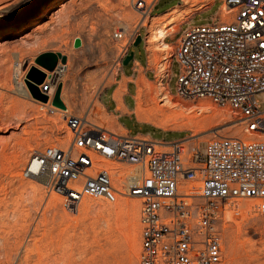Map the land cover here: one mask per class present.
<instances>
[{"label":"rangeland","instance_id":"rangeland-1","mask_svg":"<svg viewBox=\"0 0 264 264\" xmlns=\"http://www.w3.org/2000/svg\"><path fill=\"white\" fill-rule=\"evenodd\" d=\"M179 2L162 0L153 14ZM221 3L217 0L197 12L182 27L183 32L191 26L212 22L219 15ZM193 12L178 9L169 17L153 18L145 33V28L140 27L142 16L129 0H0V264H140L139 198L120 197L115 203L85 198L78 211H69L64 207L65 198L58 194L60 198L55 201L56 193L44 186L43 179L34 180L23 174L36 150L49 145L66 147L72 138L63 113L49 105L44 107L26 84L30 67L37 65L35 59L42 53L60 52L67 57L65 64L60 61L56 67H64L58 71L56 82L63 83V98L69 112L88 115L93 123L123 134L125 131L116 119L98 102L102 103L100 92L104 86L123 65L121 58L129 39L140 28L141 43L134 46L136 38L128 49L135 52V59L144 60L147 34L150 64L157 70L158 80L148 81L151 89L145 114L150 120L145 122L155 128L138 124L130 117L123 118L122 124L131 135H150L167 143L188 134L202 143L217 134L264 141V134L246 132L244 124L228 107L208 99L162 97L165 89L160 80L168 72L175 51L173 45L162 44L163 37L177 31ZM118 30L125 31L124 40L113 38ZM152 31L157 34L152 35ZM78 38L81 44L76 47ZM153 38H157L154 44L149 42ZM165 57L168 59L164 60ZM56 68L48 70L49 74H54ZM179 76L180 66L174 62L168 78L173 94ZM108 97L104 94L103 101L111 108ZM256 98L264 109V93H258ZM128 104L134 107L131 98ZM193 124L199 128L197 132L193 127L178 128ZM127 201L135 203L134 209L126 205ZM256 204L252 200L240 201L220 220L222 264H264V211Z\"/></svg>","mask_w":264,"mask_h":264},{"label":"built area","instance_id":"built-area-1","mask_svg":"<svg viewBox=\"0 0 264 264\" xmlns=\"http://www.w3.org/2000/svg\"><path fill=\"white\" fill-rule=\"evenodd\" d=\"M216 1L181 0L194 13ZM220 1L219 15L212 22L191 26L178 36L160 83L168 82L177 62L180 76L174 96L228 107L246 132L264 134V109L256 98L264 93V0ZM158 2L129 0L146 32ZM139 29L121 61L130 44L139 35L143 38ZM125 37L124 30L113 34L116 41ZM62 69L46 75L39 85L42 92L56 94L63 85L56 82ZM163 88V98L172 95ZM62 110L72 133L69 144L36 150L24 176L43 179L50 192L65 198L69 211H78L85 198L108 203L120 197L139 198L140 264H222L218 224L227 210L252 200L264 211L263 140L217 134L203 143L192 135L167 143L126 130L119 134L93 123L88 115Z\"/></svg>","mask_w":264,"mask_h":264},{"label":"crops","instance_id":"crops-1","mask_svg":"<svg viewBox=\"0 0 264 264\" xmlns=\"http://www.w3.org/2000/svg\"><path fill=\"white\" fill-rule=\"evenodd\" d=\"M162 0H159L158 4L156 5V8L160 5ZM174 9H183V10H189L188 6L184 3L180 2L178 4L174 3L170 6H167L163 11H161L158 14H153L154 18H159L167 14V12H170ZM190 13V12H189ZM196 14V12L191 13L190 16H188L183 22L180 23L179 28L177 31H173L169 34H166L163 37L162 44L165 46L173 45L175 47L176 45V40L178 36L183 32L182 27L186 24L189 23L191 18ZM146 33V31H145ZM146 35V34H145ZM144 35V36H145ZM143 39V38H142ZM144 48L146 52V57L144 60H138L133 58L134 60L128 64V65H122L120 68H118L116 74L113 76L112 81L105 85L102 91L100 92V98L102 100L101 102H98L99 106L106 111V113H110L117 121L118 125L123 129V131H129L128 128H126L122 124L123 118L130 117L133 118L136 123L138 124H145V125H150L154 127L152 124H149L145 121H141L138 119L137 114H136V105H137V80L139 77L143 76L145 80L148 81H157L158 80V74L157 70L151 66L150 64V46L148 45V40L144 39ZM133 49V48H132ZM132 51V50H131ZM134 57H135V52H134ZM124 81L125 82V91L122 94V97L120 100H118L115 96V93L117 89L120 86V83ZM162 85L165 87H168L170 89L169 83L167 81H162ZM131 87H134V91L131 92ZM171 92V90H170ZM172 93V92H171ZM104 94H108V102L111 108H108L107 105L103 101V96ZM172 95H174L172 93ZM132 99L134 102V107H130L128 104V100ZM107 113V114H108ZM155 128V127H154ZM163 132H177V133H184V130H162L159 129ZM190 134L187 135L189 137ZM187 137H182V138H187Z\"/></svg>","mask_w":264,"mask_h":264},{"label":"bare ground","instance_id":"bare-ground-1","mask_svg":"<svg viewBox=\"0 0 264 264\" xmlns=\"http://www.w3.org/2000/svg\"><path fill=\"white\" fill-rule=\"evenodd\" d=\"M192 10V9H191ZM178 11V9H174V10H172V11H170V12H168L167 14H165L164 16H162V17H169V16H171V15H173V14H175L176 12ZM190 12V11H189ZM188 12V13H189ZM158 26V25H157ZM157 26H155V27H157ZM171 29H172V27H171ZM171 29H170V31H171ZM169 33H171V32H169ZM168 33V34H169ZM152 35H156L157 34V32L156 31H152V33H151ZM157 41V38H153L152 40H150L149 42H151L152 44H154L155 42ZM170 55H171V53H170ZM60 64V63H59ZM36 66H38V65H36ZM42 71H44L45 73H46V75L48 76V75H51V74H49V71L48 70H46V69H44L43 67H40V66H38ZM63 67V66H62ZM64 68V67H63ZM57 69V68H56ZM61 71H63V69L61 70ZM137 86H138V90H137V96H136V100H137V107H136V114H137V117H138V119L139 120H141V121H145V120H150V117H148V116H146V114H145V112H146V110L148 109V107H147V99H148V93L150 92V89H151V87H148V82L145 80V78L143 77V76H141V77H139V79L137 80ZM40 88V87H39ZM40 90H41V88H40ZM63 86L62 87H60L59 88V90L56 92V94H53V95H49V94H46V93H44V94H46L48 97H49V99L46 101V102H44V101H42V100H39V99H37L39 102H41L42 104H43V106L44 107H46V106H48L49 105V107L51 106V109H53V110H56V111H62V112H65L64 110H62V109H67L68 110V105H67V103H66V101H64V98H63ZM23 91H25V90H23ZM22 91V92H23ZM124 91H125V82L124 81H122L121 83H120V86H119V88L117 89V91H116V93H115V96H116V98L118 99V100H120L121 99V97H122V94L124 93ZM28 92V91H27ZM42 92V91H41ZM43 93V92H42ZM26 94V93H25ZM170 97V96H169ZM53 101V102H52ZM171 101V100H170ZM171 102H173V101H171ZM175 104V103H174ZM170 105H172L171 107L173 108L174 107V105H173V103H171ZM176 105V104H175ZM42 106V107H43ZM182 108V107H181ZM47 110H48V108H46ZM50 110V109H49ZM174 113H176V114H178V112L177 111H174ZM16 115V114H15ZM24 116V115H23ZM4 122V121H3ZM102 122L103 123H105L108 127H113V125H112V123L111 122H109V121H107V120H105V119H102ZM6 123V122H5ZM17 124V123H16ZM183 127H186V128H191L192 129V127L195 129V131L197 132L198 130H199V128L197 127V125L196 124H193L192 126H184V125H179L178 126V128L179 129H182ZM23 128V127H22ZM66 128L68 129V130H70L68 127H67V125H66ZM25 129V128H24ZM69 135H70V131H69ZM251 135H255V133H252ZM27 140V139H26ZM60 195V194H59ZM58 195V193H56L55 194V196H54V200L55 201H57V200H59V198H60V196ZM62 196V195H61ZM54 200H52L53 202H54ZM51 201V202H52ZM134 202H128L127 201V203H126V205L129 207V206H133V209H134V206H135V203L133 204ZM50 204V203H49ZM136 246V245H135ZM136 248V247H135Z\"/></svg>","mask_w":264,"mask_h":264},{"label":"water","instance_id":"water-1","mask_svg":"<svg viewBox=\"0 0 264 264\" xmlns=\"http://www.w3.org/2000/svg\"><path fill=\"white\" fill-rule=\"evenodd\" d=\"M142 41V36L139 35L137 37V40L134 43V46H138ZM81 40L78 38L75 41V46H80ZM134 58V51L129 52V54L124 58L123 64L128 65ZM62 62L65 64L67 62V57L64 56L60 52H45L40 54L39 56L36 57L35 63L43 67L49 71H53L59 62ZM38 66L32 65L28 71V74L26 76V84L32 94V96L36 99L42 100L46 102L48 100V96L44 93L41 92L39 85H41L44 80L46 79V73L42 71ZM62 87L61 85L58 87L57 91L59 88Z\"/></svg>","mask_w":264,"mask_h":264},{"label":"trees","instance_id":"trees-1","mask_svg":"<svg viewBox=\"0 0 264 264\" xmlns=\"http://www.w3.org/2000/svg\"><path fill=\"white\" fill-rule=\"evenodd\" d=\"M133 60H134V59H133ZM133 60H132V61H133ZM132 61H131V62H132ZM131 62H130V63H131ZM130 63H129V64H130Z\"/></svg>","mask_w":264,"mask_h":264}]
</instances>
